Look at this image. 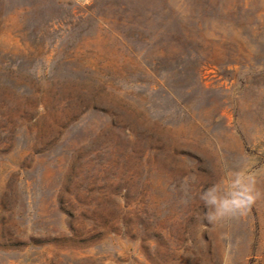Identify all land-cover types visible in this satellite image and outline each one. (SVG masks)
Returning a JSON list of instances; mask_svg holds the SVG:
<instances>
[{
	"label": "rangeland",
	"instance_id": "obj_1",
	"mask_svg": "<svg viewBox=\"0 0 264 264\" xmlns=\"http://www.w3.org/2000/svg\"><path fill=\"white\" fill-rule=\"evenodd\" d=\"M0 264H264V0H0Z\"/></svg>",
	"mask_w": 264,
	"mask_h": 264
},
{
	"label": "clouds",
	"instance_id": "obj_2",
	"mask_svg": "<svg viewBox=\"0 0 264 264\" xmlns=\"http://www.w3.org/2000/svg\"><path fill=\"white\" fill-rule=\"evenodd\" d=\"M231 175L229 191L218 194V185H211L200 196L207 209L205 219L209 222L245 216L262 195L257 190L256 180L251 175L243 172Z\"/></svg>",
	"mask_w": 264,
	"mask_h": 264
}]
</instances>
